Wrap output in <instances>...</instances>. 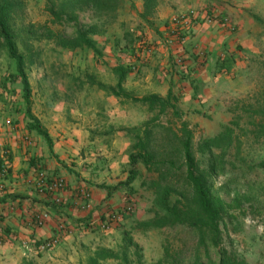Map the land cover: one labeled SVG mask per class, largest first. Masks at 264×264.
Here are the masks:
<instances>
[{"label":"rangeland","instance_id":"obj_1","mask_svg":"<svg viewBox=\"0 0 264 264\" xmlns=\"http://www.w3.org/2000/svg\"><path fill=\"white\" fill-rule=\"evenodd\" d=\"M52 5L53 0H23L22 9L10 21L19 50L27 56L29 100L24 97L14 60L0 39V134L2 128L10 126L12 132L26 136L32 122L27 107L35 117H46L48 109L44 104L51 101L46 90H105L121 98H125L122 92L140 98L162 96L159 93L167 90L125 91L130 71L140 76L155 71L153 62L159 61L162 53L159 45L174 51V56L170 55L174 60L171 70L165 67L163 71L176 73L182 79H189L195 70L192 62L204 71L202 66L213 60L210 78L204 76L209 72H201L202 81L188 80L190 90H172L175 108L167 105L160 112L159 107L133 101L149 108V118L143 126L129 130L133 141L123 144L118 161L120 164L130 149L134 151V137H145L147 131L158 153H175L169 137L175 132L183 136L181 128L185 122L194 134L193 151L200 170L214 199L225 209L223 237L214 246L208 233L205 243H200L199 232L193 228L150 224L156 199L150 182L158 173L139 162V176L115 192L120 218L112 225L93 223L79 231L78 236L52 247L23 239L21 245H12L8 235L0 234V264H91L90 257L102 249L107 250L103 264H211L218 262L222 251L240 254L248 264H264V173L250 172L252 164L264 159V116L256 113L264 110V0H158L156 11L146 16L142 14L144 0H125L117 20L106 30L95 33L88 29L96 50L59 45L62 38L76 35L80 28H89L96 21L94 13L78 9L57 18L49 10ZM220 32H227L224 48L211 51L207 42H217ZM119 68L129 70L121 81ZM62 97H72L74 102V98H80L66 92L55 99ZM175 109L180 116L175 115ZM103 115L100 122L104 125L96 127V131L109 135L120 131L115 119ZM225 125L235 129V144L241 141L242 148L239 152L233 144L225 169L210 172V156L201 154L200 148L205 139L219 134ZM31 134L44 137L36 130ZM8 164H3L4 175L10 170ZM102 164L107 165V161ZM39 169L50 174L43 167ZM126 171H122V176L128 175ZM119 182L114 180L111 184ZM38 192L43 194L40 189ZM128 202L133 204V211L124 213L123 206Z\"/></svg>","mask_w":264,"mask_h":264},{"label":"crops","instance_id":"obj_2","mask_svg":"<svg viewBox=\"0 0 264 264\" xmlns=\"http://www.w3.org/2000/svg\"><path fill=\"white\" fill-rule=\"evenodd\" d=\"M140 11L143 12L142 7ZM226 35L227 32H220L215 43L209 39L207 43L210 44V50L215 52L224 48ZM158 48L162 53L161 59L153 62L155 71L142 76L130 71V81L125 91L167 90V94L169 90H190L188 80L193 79L195 83L202 81L204 78L201 72H209L204 76L210 78L213 60L202 66L204 71L200 70L198 63L195 65L192 62L195 70L191 72L190 78L187 76L189 79H182L168 70L166 74L163 69L166 67L171 70V62L174 60L170 55L174 56V51L162 45ZM156 65L160 68L157 73ZM66 92L79 95L80 98H74L75 102L72 97L55 99V96L61 94L65 96ZM45 93L51 95V101L44 104L48 113L46 117H37L45 126L50 142L45 137L30 135L33 131L31 129L27 130L26 136L19 131L12 132L10 126L1 129L0 160L3 162L0 165V234L8 235L12 245H21L23 240L44 244L57 236L58 246L63 240L78 236V232L85 230L88 225L100 223L106 227L116 222L118 219L113 218L111 212L115 214L119 205L115 197L117 189L109 191L107 187L112 186L114 180L123 181V178H127L131 169L129 157L132 151L130 149L120 164L118 152L123 144L132 143L133 136L129 130L143 126L149 118V108H143L142 104H135L130 99L105 90H46ZM165 93L159 94L164 96ZM104 113L115 119L120 126V131L116 130L115 135L96 131V127L104 125L100 122ZM103 156L108 160L102 159ZM104 160L107 165L102 164ZM4 162H8L10 167L7 175L2 171ZM119 165H122L121 171ZM40 167L66 180L68 188L63 193V206H56L44 194H39L35 179ZM124 169L127 170L126 176L121 174ZM81 185L87 188L89 196L79 194L77 188ZM39 209L50 212L42 226L33 223L32 218ZM108 222L109 225H106Z\"/></svg>","mask_w":264,"mask_h":264},{"label":"trees","instance_id":"obj_3","mask_svg":"<svg viewBox=\"0 0 264 264\" xmlns=\"http://www.w3.org/2000/svg\"><path fill=\"white\" fill-rule=\"evenodd\" d=\"M125 0H61L49 8L54 17L61 18L65 14H70L76 10H91L96 16V21L89 28H80L76 35L69 38H62L59 45L63 47L88 46L96 48V42L89 36V30L100 33L106 27L115 22L119 16L120 7ZM145 10L143 16L156 11L158 0H144ZM23 0H0V39L11 59L14 60L18 77L20 78L24 90V97L29 100L31 96V86L26 70V54L20 52L16 42L15 34L11 29L10 21L12 16L22 9ZM57 6V7H56ZM89 29V30H88ZM129 70L119 68L120 81L126 76ZM121 82L119 83V85ZM123 97L135 102L147 103L150 108L159 107L160 112L164 111L167 105L175 108L176 97L170 90L167 96L162 97L157 94L144 96L142 98L134 96L131 92L120 93ZM27 113L32 119L28 126L31 130H36L49 142L50 137L47 130L42 126L41 121L35 117L30 107ZM175 115L180 114L175 109ZM264 116V110L257 111ZM148 123V122H147ZM264 128V122L261 123ZM172 129V128H171ZM173 131V130H172ZM181 131L183 136L177 132L169 137L175 153L169 154L167 151L158 153L151 145L152 140L147 131L145 137H134V151L130 154L131 169L127 178L116 185L108 186V190H116L122 185H129L139 176L138 163H143L151 171L155 169L158 176L153 178L150 186L153 187L155 199V216L150 220V224L158 227L167 225H181L187 228L198 230L200 243H205L206 233L210 235L212 244L218 246L223 237L224 207L217 203L212 195L211 186L200 170L199 160L193 151V131L183 122ZM235 129L230 125H225L223 130L214 137H209L202 142L201 154L208 153L209 171L217 172L225 169L227 155L231 147L235 146L237 151H241L242 142L235 144ZM179 163V164H178ZM154 170V171H155ZM264 173V159L250 166L251 171ZM172 196H175L172 199ZM264 237V235H263ZM126 250V249H125ZM106 249L96 251L90 257L91 264H103ZM126 255V252L124 253ZM203 264V263H197ZM211 264H248L244 258L235 252L222 251L217 263Z\"/></svg>","mask_w":264,"mask_h":264},{"label":"built area","instance_id":"obj_4","mask_svg":"<svg viewBox=\"0 0 264 264\" xmlns=\"http://www.w3.org/2000/svg\"><path fill=\"white\" fill-rule=\"evenodd\" d=\"M2 171H6L5 166H2ZM36 188L40 189V191L51 200V202L56 206H63V193L68 188V184L66 180L60 176L54 174H48V172L44 169H40L37 173V177L35 179ZM79 194L83 196H89L88 190L84 185H81L79 188ZM124 213H130L133 211V204L126 203L123 206ZM112 213V217L115 219L120 218L118 212L114 214ZM50 216V212L48 210H43L42 212H36L33 215V221L37 226H42L46 223ZM109 223V222H108ZM107 223V224H108ZM0 236V241H1ZM59 243V237L53 236L50 240L43 244V247H52L56 246Z\"/></svg>","mask_w":264,"mask_h":264}]
</instances>
